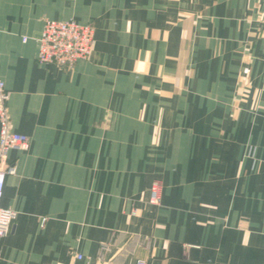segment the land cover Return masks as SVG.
Wrapping results in <instances>:
<instances>
[{
	"label": "crops",
	"instance_id": "1",
	"mask_svg": "<svg viewBox=\"0 0 264 264\" xmlns=\"http://www.w3.org/2000/svg\"><path fill=\"white\" fill-rule=\"evenodd\" d=\"M45 18L90 56L40 63ZM0 79V264H264V0H0Z\"/></svg>",
	"mask_w": 264,
	"mask_h": 264
},
{
	"label": "built area",
	"instance_id": "2",
	"mask_svg": "<svg viewBox=\"0 0 264 264\" xmlns=\"http://www.w3.org/2000/svg\"><path fill=\"white\" fill-rule=\"evenodd\" d=\"M27 36L22 37L26 41ZM37 60L40 63H51L59 67H72L79 59H86L93 51L95 44L94 27L90 23H80L73 19L43 20L42 28L37 37ZM9 93L4 81L0 79V237L9 233L11 224L17 212L1 205L5 175L13 173L12 166L4 165L8 151L12 148L26 149L29 137L12 129L10 116L6 106ZM160 202L158 184L152 183L148 203L157 205ZM141 244H147V238L142 237ZM110 243L102 244V249H108ZM77 259H82L81 253H76ZM137 264H146L145 260L138 259Z\"/></svg>",
	"mask_w": 264,
	"mask_h": 264
},
{
	"label": "rangeland",
	"instance_id": "3",
	"mask_svg": "<svg viewBox=\"0 0 264 264\" xmlns=\"http://www.w3.org/2000/svg\"><path fill=\"white\" fill-rule=\"evenodd\" d=\"M158 205V204H157Z\"/></svg>",
	"mask_w": 264,
	"mask_h": 264
}]
</instances>
